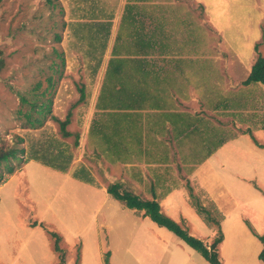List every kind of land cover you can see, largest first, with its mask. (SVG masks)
Masks as SVG:
<instances>
[{
	"label": "rangeland",
	"instance_id": "rangeland-1",
	"mask_svg": "<svg viewBox=\"0 0 264 264\" xmlns=\"http://www.w3.org/2000/svg\"><path fill=\"white\" fill-rule=\"evenodd\" d=\"M214 2L0 0V148L18 151L0 166V264H210L114 199L107 187L117 181L142 199L156 197L163 214L211 251L224 238L223 264H264L263 243L244 221L264 200V85L231 75L247 70L237 55L252 59L256 43L264 49V0ZM125 11L204 19V51L193 25L176 36L192 42L178 45L184 53L163 59L182 64L184 101L166 98L176 81L159 69L133 83L126 63L145 59L134 44L145 37L130 20L117 33ZM235 61L243 67L230 68ZM98 62L110 63L106 85L87 128L72 131L71 110L81 96L88 103Z\"/></svg>",
	"mask_w": 264,
	"mask_h": 264
},
{
	"label": "crops",
	"instance_id": "crops-1",
	"mask_svg": "<svg viewBox=\"0 0 264 264\" xmlns=\"http://www.w3.org/2000/svg\"><path fill=\"white\" fill-rule=\"evenodd\" d=\"M209 1H212V0H207V2H209ZM216 1L217 0H215L214 3H216ZM150 3L155 4V2H153V1L152 2L150 1ZM194 15H195L194 12H191V13L185 12V13H180V14H174V13H170V12L169 13H167V12L158 13L156 11H154L152 13L151 12H149V13L148 12H140V13L135 12V13L130 14V13H126V11L123 13H120V14L117 13L116 20L119 21V23H117V33H119L120 31L125 32L127 29L124 28V24H125V22L130 20L131 21V23H130L131 27L130 28H132V29L134 28L133 30L137 31V33H138L137 35H142L145 37V39L144 38L138 39V37H136L134 39L135 51L142 52L143 53L142 57H144L145 59H139L138 61H135V62L126 63L131 68V71L133 74V77H132L133 83L134 82H140L141 83L142 81H144L145 77L150 78V75H155L157 72V69H159V71H158L159 76L168 77L169 75H172L175 78L174 81H176L174 83L172 82L170 87H168L167 93H166L167 94L166 98H168V99L173 98L174 100L178 99V100L184 101V98L182 96V91H181V82H179L182 78H184L183 70H182V64L175 62V61H169V60H173V59H169V60L167 59V61H169V62H165L163 59H164V56H166L167 58H174V57L180 56L181 53H184L183 51L186 48L178 49L177 48L178 45L188 46L192 42H189L188 44L184 45L187 42H184L183 38L178 40L177 33L180 30L181 31L184 30V32L189 31L188 28L192 27L193 25H195V26L192 27V34L191 35L194 34V36H196L197 38L201 37L202 51L205 50L204 49L205 38H204V31H203L204 29L203 28L206 26L204 24V19L203 18L200 19L202 21V23H201L199 18H197V20L199 22H198V24L197 23L194 24L189 20ZM110 16L106 17L108 20L107 22H109V23H107V25L109 26V32H111V27H112L111 22H112V20H114V18H111ZM177 21H180L181 23L176 24ZM196 27L198 28L197 31H196ZM199 31H201V35H199ZM118 37H119V35H118ZM108 50H109V48H107V51ZM123 51H125V49ZM180 51H182V52H180ZM209 51H211V50H209ZM253 51H254L253 53L255 55L252 56V59H251V57L246 58L243 55H237V59L246 60V69L247 70L249 69L248 72H247V70L244 72L242 71L240 74H238V76L236 75L235 71L231 70V75H232V77L236 78L237 82L240 80L239 77L245 75V73H246L245 77L243 78V82H244V80L247 79V77L251 71V67L255 63L257 57L259 55L264 56V49L262 48V46H259L258 43L253 45ZM211 52H213V51H211ZM158 53H160L161 55L159 56ZM157 58H160V59H157ZM231 61H232V59H231ZM240 62H242V61H240ZM104 63L101 65V62H98L97 68L98 69L100 68V71L98 70L99 72L97 71L96 75L92 76L89 80V83H87V85L90 86V89L87 90V92H89V94H90V97L88 98V103H85V100H84V101L80 102V104L77 107H75L74 110H71V112L74 113V117H73L72 121L70 120V125H71L70 130L72 129V131L74 130V128H79V129H81V131H83L87 128V126L89 124L93 105L96 101V97H97V95L100 94L101 87L106 85L105 82L103 81V78H104V74L107 73V69H108L110 63H107V64H104ZM235 64H237L236 61L234 62V64H230L229 67L233 68L235 66ZM237 65H239L240 67H243L241 64H237ZM104 68H105V70H104ZM162 80H164V79H160L159 84L162 83ZM166 81H171V80L169 79ZM147 82L149 84V81H147ZM255 83H259V82H255ZM234 84L236 85L237 83H234ZM118 85H119V82H117L116 86H118ZM245 85H248V84L243 83V86H245ZM259 88H261V87H253V88L248 89V91L251 93L253 91V89H259ZM131 89H132V87H130L128 89L127 94L131 92ZM233 89H234V92L236 91V92L240 93L241 86L239 85V87H233ZM133 92H135V91H133ZM150 92H152V89L150 90ZM154 92H157V85L155 86ZM233 99H235V96H233ZM82 105H86L87 108L86 109L82 108L81 107ZM201 111H203V110L201 109ZM201 111H198V112H201ZM82 141H84V140H80V142H82ZM81 145L84 148V144L81 143ZM259 147H261V146H259ZM263 147H264V145H263ZM180 186L181 185L179 184V187ZM151 188H153V187H151ZM260 204L261 205L248 210L249 212H254V216H251L252 221L247 217V216H250V213L246 212L244 215L245 216L244 221L248 224V226L250 227V229L252 230V232L256 236L264 234V200L261 199ZM223 241H224V238L216 247L217 251H218V247L220 248ZM260 252H259V254H260ZM220 260H221V256H220ZM221 263H222V260H221Z\"/></svg>",
	"mask_w": 264,
	"mask_h": 264
},
{
	"label": "trees",
	"instance_id": "trees-1",
	"mask_svg": "<svg viewBox=\"0 0 264 264\" xmlns=\"http://www.w3.org/2000/svg\"><path fill=\"white\" fill-rule=\"evenodd\" d=\"M119 76L118 74H116ZM252 82H259L264 85V56L259 55L251 67V71L246 80H244V84H250ZM84 90H81L82 95ZM83 96L80 97L79 101H83ZM69 120H65L61 122L62 130L64 135L70 136V132L66 130L65 124H68ZM23 152V150H21ZM18 154L17 149H8L4 151L3 148H0V166H7L11 158H16ZM9 172H13V167H8ZM107 192L117 200H120L125 203V205L129 208L136 209L143 212L144 216H149L154 222L158 223L160 226H164L172 231L175 235H177L180 239H182L186 244L200 252L202 256L210 263V264H222L219 255L217 253L216 247L222 241L221 238H216L211 247L214 250H210L206 244H204L203 240L188 233L180 224H178L175 220L165 215L161 211V204L157 200V198H153L152 200H145L140 198L138 195H135L131 191L122 188V184L119 181L110 184L107 187ZM54 234V233H53ZM259 239L263 243V248L259 254V259L264 263V234L257 235ZM57 242V239H56ZM57 248V244H56Z\"/></svg>",
	"mask_w": 264,
	"mask_h": 264
}]
</instances>
